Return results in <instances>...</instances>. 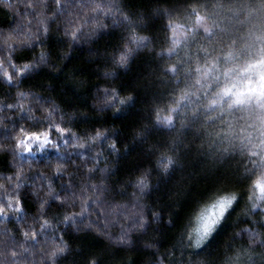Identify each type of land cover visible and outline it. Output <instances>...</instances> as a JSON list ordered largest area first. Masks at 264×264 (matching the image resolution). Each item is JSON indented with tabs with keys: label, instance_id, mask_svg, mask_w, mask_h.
<instances>
[{
	"label": "clouds",
	"instance_id": "1",
	"mask_svg": "<svg viewBox=\"0 0 264 264\" xmlns=\"http://www.w3.org/2000/svg\"><path fill=\"white\" fill-rule=\"evenodd\" d=\"M0 264H264V0H0Z\"/></svg>",
	"mask_w": 264,
	"mask_h": 264
}]
</instances>
